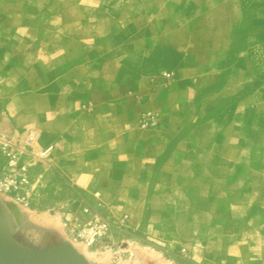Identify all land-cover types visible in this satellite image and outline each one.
I'll return each instance as SVG.
<instances>
[{"label":"crops","instance_id":"crops-1","mask_svg":"<svg viewBox=\"0 0 264 264\" xmlns=\"http://www.w3.org/2000/svg\"><path fill=\"white\" fill-rule=\"evenodd\" d=\"M261 47L264 0H0V125L53 147L56 190L165 207L153 229L173 206L188 207L180 224L191 205L213 207L189 227L196 246L208 223L232 253L240 223L264 232ZM148 109L162 120L142 130Z\"/></svg>","mask_w":264,"mask_h":264},{"label":"rangeland","instance_id":"rangeland-1","mask_svg":"<svg viewBox=\"0 0 264 264\" xmlns=\"http://www.w3.org/2000/svg\"><path fill=\"white\" fill-rule=\"evenodd\" d=\"M244 33V29L239 31V35L241 36L239 39L244 38ZM253 55L255 57L257 76L259 78L257 80V84H260L264 80V47L257 49ZM166 73L171 74V77H173L172 72H164L163 78L167 79L164 76ZM1 82L2 80H0V83ZM202 95L203 94L199 96L203 97ZM1 97L3 98V96H0V99ZM89 105L90 104H88L87 109L89 112H92L94 106L91 103L92 110H89ZM147 112L156 114L160 123L162 116L155 109L146 110L140 115V120L142 115ZM192 114L193 113L191 112L190 119L193 118ZM195 117L196 113L193 119H195ZM0 135L10 138L2 125H0ZM36 139L37 141L34 144V147L31 149L27 148L35 153L39 150L45 149L38 148V138ZM17 145L23 146V144L20 143ZM192 148H196L195 145H193ZM24 157L26 159L29 158L28 156ZM36 163L41 164L40 167L38 165L36 166ZM45 165L46 164L44 162L39 161L33 164V169L35 171L45 172V181L43 183V188L40 190V197L35 200L29 209L37 212H48L52 215H59L61 222L63 223L64 233V224H69L72 221H80L83 219L84 215L82 214V210L86 204L95 209H100L101 213L111 222L112 228L106 238L100 240L94 247L89 248V250L98 254L109 253L111 256L113 255L111 257L112 263L110 262V264H119L121 261H131L134 257V250H136V248L154 251L159 254L161 259H163L165 262L164 264H264V232L260 233V230L256 226H254V230L252 232L251 230L248 231L244 229V227L248 225L247 223H240V228L243 229L237 233L239 235V244L233 249L234 251H231L232 253H230L225 251L218 241L215 242L219 237L218 232L216 229H213V224L207 223L206 227L202 231L203 237L201 238V243L203 244L200 243V246L197 247V237H193V230L191 229L193 227L195 233H197V228L203 225L201 222L199 224L198 221V218L200 217V210L203 212L205 211L206 213L208 212L207 219L211 218L212 220L214 214L211 213V210H213V207L208 205L206 207L199 208L197 205H191L189 208V214L186 212V215L190 216V220L187 222L185 220H181L183 223L180 224L178 222L179 220H176L174 216H180L181 211L183 209L188 210V207L183 208L181 206H173V208H169L171 209V211L168 212V216L170 217L169 222H159L158 225L160 228L159 230H156L153 229V227H150V225L153 224L152 220L156 219V217L160 218L159 215L163 213L162 210H165V207H161L159 203H156L153 207H146L144 211L143 207L123 206V201L119 200V198H122V195L120 192L114 190L110 191L98 189L94 191H84L71 190L70 188L56 190V186L53 187V184L55 183L54 178L56 176L51 167ZM208 193L210 192H206V195ZM96 194H99V196H96ZM193 194V198L198 201L199 197L197 196V192H193ZM2 199L5 205L6 203L15 205V203L6 198ZM15 206V208L18 207V210L23 209L17 204ZM258 209H260V207H258ZM245 211L246 209L244 208L240 213L238 212L235 214L236 219L246 220L248 217L245 215ZM139 212H141L140 215ZM15 225L17 226L16 234L17 237L19 236L18 239L24 242L22 237L25 235L27 236V230L32 228H27V226L24 229L20 228L16 222ZM207 225H210V227ZM230 226L233 227L231 224ZM40 230L43 229L41 228ZM40 232L41 233L38 232V235H40V237L45 235L43 237L44 240H42V243L36 247H41L45 244H51L61 240L70 241L71 243L75 242L69 238L66 233L65 235L67 239L57 237L52 240L50 238L45 239L46 236H52L51 232ZM26 239V243L29 244V238Z\"/></svg>","mask_w":264,"mask_h":264},{"label":"built area","instance_id":"built-area-1","mask_svg":"<svg viewBox=\"0 0 264 264\" xmlns=\"http://www.w3.org/2000/svg\"><path fill=\"white\" fill-rule=\"evenodd\" d=\"M164 76L168 79L171 74L166 73ZM88 108L92 110V105L90 104ZM159 124L158 116L147 112L141 117L140 129L153 130ZM36 138L37 135L30 132L25 138L23 146H19L10 138L0 135V198H6L22 208L28 209L40 197V190L45 181V172L35 171L33 164L37 161L48 164L47 159L53 151L52 146L36 153L27 149L34 147ZM24 156H28L29 159L27 160ZM82 214L84 217L80 221L64 224L65 233L75 242L92 248L108 236L112 224L100 209H95L87 204L83 208Z\"/></svg>","mask_w":264,"mask_h":264},{"label":"water","instance_id":"water-1","mask_svg":"<svg viewBox=\"0 0 264 264\" xmlns=\"http://www.w3.org/2000/svg\"><path fill=\"white\" fill-rule=\"evenodd\" d=\"M0 264H90L71 242L61 240L36 247L22 242L0 198Z\"/></svg>","mask_w":264,"mask_h":264},{"label":"bare ground","instance_id":"bare-ground-1","mask_svg":"<svg viewBox=\"0 0 264 264\" xmlns=\"http://www.w3.org/2000/svg\"><path fill=\"white\" fill-rule=\"evenodd\" d=\"M13 205L14 204L10 205L6 203L5 206L8 209L14 222H16L20 228L24 229L26 226L27 228L28 227L32 228V229L27 230L28 232L27 236L25 235L24 237H22L25 243L27 241L26 238H29L30 240L28 241L29 244H32V246H39L42 243V240H44L43 237L45 236L44 235L43 237L42 236L40 237V235H38V232L41 233L40 231H43V232L49 231L52 233V236L50 237L46 236L45 239L50 238L54 240L57 237H62V238L67 239L63 231V223L61 222L59 215H52L48 212H37V211L28 209V208H23V209L18 210V207L15 208L16 204L14 206ZM41 228L43 230H40ZM72 245L80 254H82L87 259V261L90 264H110L111 262V257L113 255L111 256V254L109 253L98 254L95 252H91L89 248H87V246L82 243L72 242ZM164 263L165 262L163 261V259H161L159 254L155 253L154 251L148 250V249L136 248V250H134V257L133 259H131V261L129 262L121 261L119 264H164Z\"/></svg>","mask_w":264,"mask_h":264}]
</instances>
